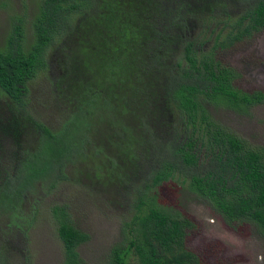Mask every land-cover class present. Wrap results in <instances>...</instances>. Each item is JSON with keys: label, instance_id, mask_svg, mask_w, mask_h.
Segmentation results:
<instances>
[{"label": "trees", "instance_id": "16d2710c", "mask_svg": "<svg viewBox=\"0 0 264 264\" xmlns=\"http://www.w3.org/2000/svg\"><path fill=\"white\" fill-rule=\"evenodd\" d=\"M234 1L239 10L233 15L229 0H40L29 38L24 21L17 19L0 48V93L11 103L12 138L18 141L13 163L0 169V212L20 214L38 186L45 191L54 189L69 178V166L76 174L73 153L81 147L80 131L89 118L85 114H92L87 107L97 102L93 99L106 98L107 92L122 97V89L128 88L122 112L134 129L133 137L129 143L119 139L124 155L104 153L101 161L106 166L99 169L104 178L112 169L110 163L116 161L117 181L108 176L110 183L133 188L134 214L126 223L130 233L127 248L114 246L108 264H125L130 251L138 264L197 262L185 247L192 223L164 208L153 191L176 172L186 175L189 187L225 220L247 219L264 233V156L213 121L200 99L240 110L264 103V91L248 93L236 88L234 70L216 60L213 51L197 53L205 35L189 34L191 24L199 22L211 35L215 29L208 26L215 13L224 17L214 49L264 28V0ZM57 47L70 48L67 57L75 61L78 72L86 65L89 71L82 76L81 87L84 82L89 86L82 88L87 95L79 102L78 85H70V92L62 97L69 104L70 118L52 130L28 112L26 96L28 81L47 67L48 51ZM78 60L83 64L80 68ZM98 84L107 85L95 88ZM130 115L138 117L137 121L124 118ZM154 120L157 127H170L173 137H159ZM29 125L35 138L32 145L24 130ZM124 130H114L116 140L121 134L125 137ZM142 155L151 157L153 163L138 177ZM205 162L204 169L197 172ZM92 170L79 172L92 178ZM57 233L63 264H85L77 247L89 236L68 220L66 212H60ZM3 255L0 264H6Z\"/></svg>", "mask_w": 264, "mask_h": 264}, {"label": "rangeland", "instance_id": "374dc122", "mask_svg": "<svg viewBox=\"0 0 264 264\" xmlns=\"http://www.w3.org/2000/svg\"><path fill=\"white\" fill-rule=\"evenodd\" d=\"M39 2L0 0V48L5 45L13 23L19 18L24 21L28 38L31 37V21ZM229 2L233 6L231 13L237 14L238 4L234 0ZM223 17L215 13L208 26L209 29H215L211 35L206 32L207 27L204 29L199 25L201 23L191 24V36L199 38L205 35V43L197 47V53L200 55L213 51L211 55L216 60L234 70L237 77L233 84L240 91H264V28L230 46L214 49V38L222 26ZM218 21L221 23L216 27ZM226 29L222 31L220 39H223ZM66 44L69 46L68 42ZM70 54V48L50 49L47 67L27 83L26 109L33 118L44 122L52 130L60 128L70 118L69 104L62 98L70 92V85H78L76 89L79 90L76 91L80 93L79 102L87 95L82 88L89 84L84 82L81 87V79H85L82 76H86L89 70L83 61L85 68L81 67L82 72H78L75 61L67 57ZM77 62L80 68L81 60ZM106 85L98 84L95 88H105ZM122 92V97L107 92L106 98L93 99L94 103L97 102L87 107L92 114H85L89 118L80 131L83 136L81 147H77L73 153V167L78 170L76 174L69 166L66 170L69 178L59 182L54 189L45 191L38 186L35 193L23 203L22 217L20 214L11 216L0 212V254L5 255L6 264H63V246L57 233L58 218L62 211L66 212V217L73 225L89 236L77 247L85 264H108L114 246L127 248L130 233L126 223L130 222L134 214L133 188H118L110 183L112 181L108 176L114 181L118 177L114 169L115 160L109 162L112 169L104 178L99 169L106 166L101 161L104 153H111L113 157L124 155L126 150L120 148L119 141L129 143L133 137L130 133L134 129L123 119L124 100L128 99L129 89H122ZM200 99L213 121L241 138L248 149L264 156V103L244 106L239 110L202 97ZM10 109L11 103L0 93V169L13 163L18 151V141L12 138L14 123ZM124 118L136 120L138 117L130 115ZM152 125L159 137H173V132L166 124L160 128L154 120ZM120 127H124L125 137L121 134L116 140L114 130ZM24 130L28 135V144H34V132L30 125ZM135 131H139L138 127ZM135 135L139 136L140 132ZM152 163L151 157L142 155L139 160L141 175L137 174L138 177H143V171ZM204 166L206 162L196 171L201 172ZM89 167H93L92 178L79 172V169L86 171ZM174 175L153 191L164 208L179 213L192 223L185 247L197 257V262L193 264H264V233L253 222L247 219L234 222L225 220L207 200L189 187L186 175L179 172ZM93 176L101 179L98 181ZM125 264H138L137 256L132 251L127 255Z\"/></svg>", "mask_w": 264, "mask_h": 264}]
</instances>
